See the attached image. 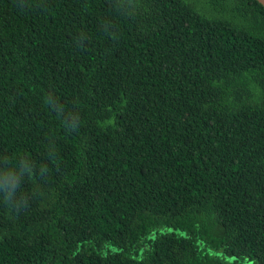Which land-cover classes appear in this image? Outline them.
<instances>
[{"label": "trees", "instance_id": "trees-1", "mask_svg": "<svg viewBox=\"0 0 264 264\" xmlns=\"http://www.w3.org/2000/svg\"><path fill=\"white\" fill-rule=\"evenodd\" d=\"M0 264H264V6L0 0Z\"/></svg>", "mask_w": 264, "mask_h": 264}, {"label": "water", "instance_id": "water-1", "mask_svg": "<svg viewBox=\"0 0 264 264\" xmlns=\"http://www.w3.org/2000/svg\"><path fill=\"white\" fill-rule=\"evenodd\" d=\"M258 3H260L262 6H264V0H256Z\"/></svg>", "mask_w": 264, "mask_h": 264}]
</instances>
